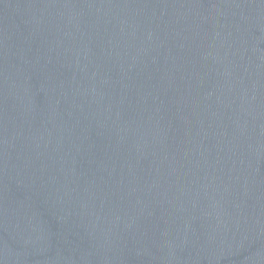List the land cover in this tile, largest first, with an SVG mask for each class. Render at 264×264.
<instances>
[{
	"label": "water",
	"instance_id": "water-1",
	"mask_svg": "<svg viewBox=\"0 0 264 264\" xmlns=\"http://www.w3.org/2000/svg\"><path fill=\"white\" fill-rule=\"evenodd\" d=\"M0 264H264V0H0Z\"/></svg>",
	"mask_w": 264,
	"mask_h": 264
}]
</instances>
